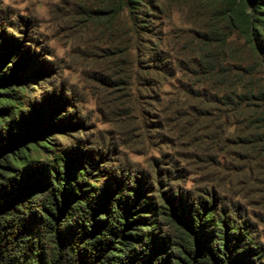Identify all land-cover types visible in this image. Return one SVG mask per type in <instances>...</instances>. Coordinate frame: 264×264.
Masks as SVG:
<instances>
[{
    "label": "rangeland",
    "instance_id": "374dc122",
    "mask_svg": "<svg viewBox=\"0 0 264 264\" xmlns=\"http://www.w3.org/2000/svg\"><path fill=\"white\" fill-rule=\"evenodd\" d=\"M223 6L153 0L139 45L99 0H0V44L10 41L32 73L26 97L69 118L68 140L53 131L58 145L101 184L138 180L189 205L215 204L264 247V161L233 141L212 142L242 131L235 133L219 111L226 107L214 101L224 93L196 83L203 80L201 39L211 29L228 34ZM230 42L250 63L245 42Z\"/></svg>",
    "mask_w": 264,
    "mask_h": 264
},
{
    "label": "trees",
    "instance_id": "16d2710c",
    "mask_svg": "<svg viewBox=\"0 0 264 264\" xmlns=\"http://www.w3.org/2000/svg\"><path fill=\"white\" fill-rule=\"evenodd\" d=\"M99 4L141 45L153 0ZM219 13L228 34L211 29L201 39L196 83L224 93L214 101L242 132L212 142L233 141L264 161V0H224ZM230 41L245 42L250 63ZM11 45L0 44V264H264L248 227L215 204L189 205L138 180L101 184L58 145L53 131L68 140L69 118L26 97L32 73Z\"/></svg>",
    "mask_w": 264,
    "mask_h": 264
}]
</instances>
